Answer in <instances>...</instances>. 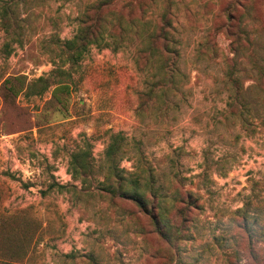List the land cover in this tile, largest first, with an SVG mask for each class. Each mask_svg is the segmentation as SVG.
Here are the masks:
<instances>
[{
	"label": "rangeland",
	"instance_id": "1",
	"mask_svg": "<svg viewBox=\"0 0 264 264\" xmlns=\"http://www.w3.org/2000/svg\"><path fill=\"white\" fill-rule=\"evenodd\" d=\"M94 1L0 0V264H264V0L114 4L170 8L185 101L151 96L156 60L131 41L93 46L60 102L38 80ZM136 180L143 205L120 195Z\"/></svg>",
	"mask_w": 264,
	"mask_h": 264
},
{
	"label": "trees",
	"instance_id": "2",
	"mask_svg": "<svg viewBox=\"0 0 264 264\" xmlns=\"http://www.w3.org/2000/svg\"><path fill=\"white\" fill-rule=\"evenodd\" d=\"M121 1L95 0L89 5V12L80 19L74 36L69 39L62 40L57 38L55 40L54 44L57 47L58 54L56 59L53 58L52 60L54 68L48 77H41L38 80V82L46 83L43 86V90L54 87L53 97L61 102L58 97L59 92L70 95L72 91L73 74L71 69L79 65L93 46L117 48L121 45L120 43L126 42L127 45H130L131 41H140V45H145L149 48L150 60H156L155 75L160 77L161 87L157 90L154 86L151 90V96L156 98L161 96L168 106L171 102L170 97L180 96V102L185 101L183 91V87L186 85L185 75L181 73V70L176 65L179 52L170 48L175 43L172 35L174 30L173 19L169 17L170 8H165L157 18L152 17L148 21H144L143 16L141 18H126L121 14L123 12L116 14L109 11L105 13L106 8L114 4L117 5ZM135 4L137 3L126 1L122 4V9L125 8L132 12ZM11 7V3H5L0 9V15L5 22L4 28L7 32L11 30L13 20L10 13ZM230 7L232 9L233 4ZM109 27L119 28L120 33L111 32ZM107 37H110L112 42ZM157 46L165 47V50L164 48L160 50ZM155 56L159 58L155 59ZM179 76L182 78H179ZM234 106H241L237 99L234 100ZM241 119L243 123H246L245 119L242 117ZM119 138V136H113L114 140L107 150L109 157L119 150ZM74 159L80 165L83 173L89 171L90 165L87 160V154H76ZM84 159L86 160L84 161ZM119 191L124 198L132 199L140 205L146 203L145 196L141 192L142 187L137 180L132 183V187L125 188L121 186ZM240 211L244 213L241 215V222L237 223L238 227L249 232V211L247 209H240Z\"/></svg>",
	"mask_w": 264,
	"mask_h": 264
}]
</instances>
